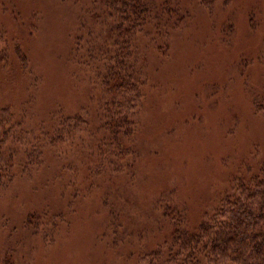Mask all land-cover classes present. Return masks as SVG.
Returning a JSON list of instances; mask_svg holds the SVG:
<instances>
[{
    "label": "rangeland",
    "instance_id": "obj_1",
    "mask_svg": "<svg viewBox=\"0 0 264 264\" xmlns=\"http://www.w3.org/2000/svg\"><path fill=\"white\" fill-rule=\"evenodd\" d=\"M172 1L161 34L128 44L141 98L116 144L101 92L118 52L98 1L0 0V108L27 132L0 150L16 174L0 189V264H136L264 162V0ZM40 148L30 166L23 150Z\"/></svg>",
    "mask_w": 264,
    "mask_h": 264
},
{
    "label": "trees",
    "instance_id": "obj_2",
    "mask_svg": "<svg viewBox=\"0 0 264 264\" xmlns=\"http://www.w3.org/2000/svg\"><path fill=\"white\" fill-rule=\"evenodd\" d=\"M97 1L91 9V16L99 25L107 28L104 39H113L118 52L114 63L102 77L101 94L108 99L103 103L107 119L105 125H110V135L115 143L122 144L121 134L122 137H130L136 123L134 116L141 98L142 84L135 72L134 61L129 63L131 51L127 50L128 44L146 26L154 27L161 34L165 27L164 19L170 22L175 7L173 1L169 0ZM214 2L200 0L207 10L212 8ZM16 54L24 65V58L18 56V51ZM256 109L263 110L261 106H256ZM23 113L18 115L10 108H0V150L9 143L19 148L22 146L20 137L27 132L16 130H22L20 127L25 121ZM58 125L54 135L40 133L44 145L53 146L62 141L60 137L55 138L64 131L67 133L70 125L64 121ZM40 150L36 155L23 150V156L30 166L34 160L38 161L43 151ZM13 151L8 157L0 154V189L15 178ZM117 153L120 154L118 149ZM136 264H264V162L255 174L232 180L208 214L190 231L176 230L165 250L157 249L144 255Z\"/></svg>",
    "mask_w": 264,
    "mask_h": 264
}]
</instances>
